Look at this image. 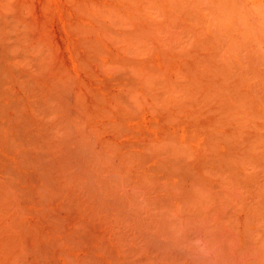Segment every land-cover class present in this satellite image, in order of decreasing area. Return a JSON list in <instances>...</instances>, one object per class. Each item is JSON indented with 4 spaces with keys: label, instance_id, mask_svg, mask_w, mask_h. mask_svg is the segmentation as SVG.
Returning a JSON list of instances; mask_svg holds the SVG:
<instances>
[{
    "label": "bare ground",
    "instance_id": "1",
    "mask_svg": "<svg viewBox=\"0 0 264 264\" xmlns=\"http://www.w3.org/2000/svg\"><path fill=\"white\" fill-rule=\"evenodd\" d=\"M0 264H264V0H0Z\"/></svg>",
    "mask_w": 264,
    "mask_h": 264
}]
</instances>
